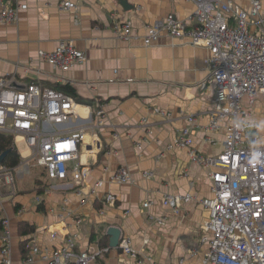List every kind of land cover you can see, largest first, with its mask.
<instances>
[{"label":"crops","instance_id":"obj_1","mask_svg":"<svg viewBox=\"0 0 264 264\" xmlns=\"http://www.w3.org/2000/svg\"><path fill=\"white\" fill-rule=\"evenodd\" d=\"M60 1L17 0L26 5L19 9L17 22L0 23V77L11 75L19 83L69 84L75 95L91 102L78 103L72 97L78 103L76 112L58 129L63 134L83 129L86 135L80 154L89 169L84 188L96 180L102 184L98 194L90 196L83 207L79 206L78 197L69 192L67 209L72 216L58 219L50 210L59 209L65 192L55 190L37 201L35 195L41 192L33 188L37 179L58 188L61 182L37 176L33 169L32 184L26 187L15 170L23 164L30 169L31 163L26 165L21 159L14 169L16 194L1 187L0 196V219L8 217L10 221L11 264H43L23 261L21 240L28 238L29 243L34 239L40 248L55 245L59 240H52L50 231H57L60 237L73 232V216L82 219L75 242L77 251L97 249L96 233L114 227L120 230L119 240L129 237L137 252L131 257L111 248L89 264H150L148 258L156 264H178L181 257L185 259L183 264L198 263L201 254L191 257L190 250L198 246L207 210L193 200L181 203L180 213L175 215L163 205V197L166 193H189L198 199L210 198L207 171L190 162L186 148L167 146L181 129L189 126L195 151L216 155L223 149L229 121L221 120L215 131L206 129L214 107L212 85L200 86L209 73L207 48L193 46L185 37L168 35H161L150 44L144 42L146 25L169 17L186 19L194 5L184 0H124L125 7L122 0H70L77 9L60 11ZM230 1L243 10L250 9L249 0ZM260 18L264 20V0ZM123 21L131 23L132 35L127 40L114 33L115 26ZM257 29V24L249 25L250 31ZM60 39H72L86 56L83 63L72 65L66 72L53 69L38 56L40 50L52 51ZM98 106L105 113L101 127L96 125ZM156 108L170 112L171 118L157 115L153 112ZM249 109L247 119L264 125V98L259 96ZM187 115L194 118L190 125ZM143 118L145 124L141 123ZM260 137L264 142V130ZM119 166L128 169L132 183L116 184L110 180ZM145 171L152 175L144 176ZM105 193L116 196L114 204L102 202ZM7 196L12 200L4 199ZM145 202L149 203L147 207L143 206ZM19 206L25 208L21 214L16 213ZM149 216L166 218L157 223ZM20 222L33 230L21 236Z\"/></svg>","mask_w":264,"mask_h":264},{"label":"built area","instance_id":"obj_2","mask_svg":"<svg viewBox=\"0 0 264 264\" xmlns=\"http://www.w3.org/2000/svg\"><path fill=\"white\" fill-rule=\"evenodd\" d=\"M184 1L194 5L192 14L183 20L169 17L165 21L146 25L144 42L150 44L161 35H168L185 37L191 45L207 48L209 73L200 86L206 88L212 85L214 107L209 113L206 129L217 130L221 120L229 123L223 149L216 155H201L195 151L189 126L181 129L167 146L186 148L190 162L207 171L211 197L198 199L189 193H166L163 205L175 215L180 213L181 203L193 200L207 210L198 246L190 250L191 257L201 254L196 264H264V142L260 137L264 125L247 119L249 107L259 96L264 98L262 0H249L248 11L230 0ZM24 8L26 5L17 0H0V23H16L19 9ZM58 9L75 11L77 5L73 1L62 0ZM253 23L258 25V29L250 31L249 25ZM114 33L120 39H129L132 35L131 23L123 21L116 25ZM38 56L60 72H66L72 65L81 64L86 59L85 53L76 47L72 39H60L52 51L40 50ZM77 105L71 96L40 82L19 83L11 75L0 77V134L12 136L16 150L26 165L33 163L43 167L48 180L61 182L59 188L48 185L41 194L35 195L40 201L55 190L65 192L59 209L50 210L58 219L72 216L67 209L69 192L78 197V204L83 207L90 196L98 194L102 184L101 180H96L84 188L89 169L80 154L86 135L83 129L76 128L66 134L58 129L70 121ZM153 112L165 119L171 118V113L165 110L156 108ZM95 116L96 125L103 126L105 113L101 106H98ZM186 120L189 125L194 122L189 115ZM145 122L144 118L141 119L142 124ZM19 142L23 143L21 151L17 147ZM143 175L149 177L152 172L145 171ZM110 180L116 184L134 181L125 166H119ZM1 187H7L11 195L16 194L11 173L3 164H0V196ZM115 201L116 196L112 193H105L102 198L104 204L112 205ZM148 204L145 202L143 206ZM24 209V206H19L16 213L21 214ZM72 218L73 232L60 237L57 231H50L49 237L59 242L43 248L32 239L27 244L28 254L23 261L89 264L111 249L105 246L77 251L75 242L82 219L78 216ZM165 218L149 216L157 223H163ZM9 222L8 217H1L0 264H11ZM116 248L128 256L137 255L129 237H122ZM148 261L156 264L150 258ZM184 261L181 257L178 264Z\"/></svg>","mask_w":264,"mask_h":264},{"label":"trees","instance_id":"obj_3","mask_svg":"<svg viewBox=\"0 0 264 264\" xmlns=\"http://www.w3.org/2000/svg\"><path fill=\"white\" fill-rule=\"evenodd\" d=\"M34 82H37V81H34ZM41 84L43 86L50 87L52 89H55L57 91H60L71 97L76 98L75 100L78 103H83L87 105L91 104L89 100L80 98L77 95H75L74 89L69 84H64V85H60V84L47 85L45 83H41ZM0 150L6 151V155H5V158L3 159L2 164L6 166L8 171L11 172L12 174V171H14V169L21 162V158L16 150V147L13 143V138L11 135L0 134ZM42 169H43L42 170L43 172L41 176L43 177V174L44 176H46V173H45L44 168ZM47 185H48V181H42V180L37 179L35 181V185L33 189H35L39 193ZM18 226H19V233L21 234V236H26L33 230V228L25 222H20ZM0 232H1V219H0ZM95 236H98L97 238H99V241H98L99 247L108 246L107 232H99L98 234L96 233ZM91 238H93V236ZM27 243H28V238H23L20 242L21 253L23 254V257H25L28 253V249L26 247Z\"/></svg>","mask_w":264,"mask_h":264},{"label":"rangeland","instance_id":"obj_4","mask_svg":"<svg viewBox=\"0 0 264 264\" xmlns=\"http://www.w3.org/2000/svg\"><path fill=\"white\" fill-rule=\"evenodd\" d=\"M22 145H23V143L22 142H19L18 144H17V147H18V149H19V151H21L22 150ZM40 168V167H39ZM33 169H35L36 171H37V176H38V174L39 175H42V169H37V165H34L33 163H31L30 164V169H28V167H25L24 166V164L22 165V166H20V167H18L15 171H16V174H17V177L18 178H20V182H21V184L23 183V184H25L26 185V187H28V186H30L32 183H31V181H32V178H33V175H34V172H33ZM15 171H12V174H11V176H12V180H13V183H14V174H15ZM7 174V173H6ZM44 175V174H43ZM35 176V175H34ZM22 180V181H21ZM25 183H24V182ZM15 182H16V180H15ZM19 182V183H20ZM25 187V186H24ZM4 199H7L8 201H10V200H12V198H11V196H7V197H5ZM19 199H20V196H19Z\"/></svg>","mask_w":264,"mask_h":264},{"label":"water","instance_id":"obj_5","mask_svg":"<svg viewBox=\"0 0 264 264\" xmlns=\"http://www.w3.org/2000/svg\"><path fill=\"white\" fill-rule=\"evenodd\" d=\"M121 4L127 7L126 1L122 0ZM6 151L0 150V164H2L3 159L5 158ZM107 234L109 235V247L116 248L120 238V230L114 227H110L107 229Z\"/></svg>","mask_w":264,"mask_h":264}]
</instances>
